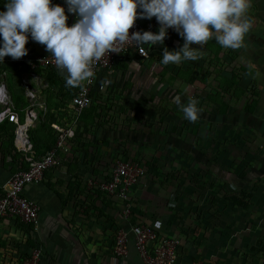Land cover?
Segmentation results:
<instances>
[{"label": "crops", "instance_id": "obj_1", "mask_svg": "<svg viewBox=\"0 0 264 264\" xmlns=\"http://www.w3.org/2000/svg\"><path fill=\"white\" fill-rule=\"evenodd\" d=\"M52 3L65 8L66 22L71 26L76 17L67 11L65 0ZM4 10L0 5V11ZM248 15L254 23L246 35L247 50L224 49L211 39L203 47L201 59L165 66L161 64L163 46L148 49L145 45L146 58L131 52L118 59L111 72H98L91 104L82 111L80 125L74 127L78 133L70 140V151L60 154V164L46 170L40 183L24 189L25 195L40 206L36 225L13 217L0 220V264H21L34 247L42 251L40 264H144L131 234L127 254L117 256L113 252L118 230L129 227L123 214L125 204L90 184L108 179L112 164L122 158L139 160L145 167L144 175L129 193L135 222L151 224L160 235L180 239L176 264H264V251L247 249L257 239L264 246V222L253 212L246 224L221 195L229 184V174L217 163L222 154L212 149V103L207 97L200 98L206 91L211 96L218 80L231 78L236 82L237 76L248 87L254 85L261 96L254 113L263 103L264 0H252ZM136 21L140 31L155 32L159 27L155 17ZM183 42L176 31L168 29L164 46L174 50ZM25 47L26 56H5L0 63V83L5 85L20 119L28 104L25 91L35 92L40 121L29 128L28 134H33L35 146L42 152L54 143L56 131L51 124L63 126L71 121V104L60 74L53 77L42 68L24 79L28 60L47 52L30 35ZM249 65L256 66L253 75H245ZM214 66H220V70ZM230 66L236 68L235 74L229 73ZM256 70L260 76L253 78ZM190 78L193 82H186ZM105 79L111 83L101 87ZM175 95L184 103L188 97L199 101L202 115L195 123L183 118L172 100ZM237 102L219 125L225 124L231 112L242 111L237 106L242 100ZM48 111L56 118L50 124L42 121ZM9 141L0 136V193L22 162ZM33 150L38 155L34 146ZM183 175H198L204 181L213 178L216 184L200 188L191 179L183 181Z\"/></svg>", "mask_w": 264, "mask_h": 264}, {"label": "clouds", "instance_id": "obj_2", "mask_svg": "<svg viewBox=\"0 0 264 264\" xmlns=\"http://www.w3.org/2000/svg\"><path fill=\"white\" fill-rule=\"evenodd\" d=\"M67 11L75 14L69 26L65 8L52 0H6L0 11V63L5 56L20 59L28 54L25 47L29 35L44 45L54 57L58 73L66 88L91 85L96 80L94 62L106 53L116 52L114 46L131 42L144 55V45L163 46L162 65H178L203 57L206 43L215 41L224 49H248L246 35L254 21L248 15L252 0H65ZM139 9V11H138ZM155 17L157 31H133L136 19ZM183 38L178 49L164 46L168 29ZM198 47H192V45ZM255 65H249L245 75H253ZM260 73L255 71L253 78ZM111 83L101 80V87ZM183 118L195 123L202 115L196 98L172 97Z\"/></svg>", "mask_w": 264, "mask_h": 264}, {"label": "built area", "instance_id": "obj_3", "mask_svg": "<svg viewBox=\"0 0 264 264\" xmlns=\"http://www.w3.org/2000/svg\"><path fill=\"white\" fill-rule=\"evenodd\" d=\"M141 25L135 21L129 34L133 31H140ZM117 53H106L98 62H94L95 75L100 71L111 72L118 59L128 56L131 52L146 58L131 42L121 45L117 42L114 45ZM28 70L24 76H34L35 71L42 68H55L54 57L51 53H38L28 60ZM94 84V83H93ZM85 83L77 87L70 97L72 119L68 124H51L56 131V140L53 146L44 154L36 155L29 139L28 130L35 123L40 121L38 114L37 96L35 92L26 90L25 95L28 104L24 110L23 118L15 111L13 102L7 94L5 85L0 83V124L8 121L15 124L13 144L22 157V165L14 171L6 182V188L0 194V220L3 218H18L27 225H36L39 204L28 198L24 189L29 184H38L42 181L44 172L49 168L56 167L61 162V153L70 151V140L75 135L74 127L80 125L82 111L91 104L92 86ZM145 173V167L139 160L122 158L112 164L109 177L100 182L90 183L108 195L115 196L125 204L123 214L127 220L128 229L118 230L113 252L117 256H125L128 251L129 234L133 237V245L144 264H176L178 260V247L180 239L162 236L157 229L148 223L135 222L131 213L129 193ZM42 251L39 247L32 248L29 256L21 264H40ZM189 264H202L200 261H192Z\"/></svg>", "mask_w": 264, "mask_h": 264}, {"label": "rangeland", "instance_id": "obj_4", "mask_svg": "<svg viewBox=\"0 0 264 264\" xmlns=\"http://www.w3.org/2000/svg\"><path fill=\"white\" fill-rule=\"evenodd\" d=\"M237 103L240 104L241 100ZM237 106L240 108L239 105ZM256 110L255 113L251 114V117H249L250 114L235 110L225 118L224 125H219L217 122H214L215 127L212 132V138L214 140L212 143V149L214 148L213 153L218 152L222 154V159H218L219 162L217 163L221 165L223 169L226 167L225 170L229 174V176H227L229 184L223 187L222 190L224 194H226V192H231L229 190L231 188L237 189L239 185H246L249 183L250 188L251 186H255V193L252 198L253 206L249 208V211L242 214V211L236 208L238 214L244 217L248 225V219L254 213L264 222V206H262V202L264 203V126L261 125V123L264 122V100L261 106ZM259 114L261 115L260 117H258ZM186 132L187 129L184 133ZM258 150L262 152H257ZM216 165L217 164L214 163L213 167H216ZM244 170H248V173L241 179L239 174ZM181 178L183 181H185V179H191L194 181L193 184H196L200 188L214 187L216 184L213 178H207V180L204 181L202 178L198 177V175L192 178L183 175ZM224 194H221L222 197ZM210 197L211 196L208 198ZM230 209L232 208L230 207Z\"/></svg>", "mask_w": 264, "mask_h": 264}, {"label": "trees", "instance_id": "obj_5", "mask_svg": "<svg viewBox=\"0 0 264 264\" xmlns=\"http://www.w3.org/2000/svg\"><path fill=\"white\" fill-rule=\"evenodd\" d=\"M6 0H0V5H4ZM215 65V64H213ZM218 67V68H216ZM215 69L220 70V66H214ZM45 70H49L50 73H52L53 77H56L59 73L57 69L55 68H44ZM216 71V70H215ZM236 68H231L230 66V74H235ZM194 78V77H193ZM193 78H190L186 80L188 83L193 82ZM238 77L236 76V82L231 81V78H227L225 81H217L216 86L213 87V91L210 93L211 96H209L207 91L205 92V95H203L202 99L207 97L211 104V111L210 113L214 116V122H221L222 117L227 113V111L230 110L231 105L235 101L242 100V104L240 106V109L247 114L254 113V109L257 107V105L260 103L261 96L258 94L257 91H254V85L247 86L246 82L243 83L240 80H237ZM51 79L50 81H52ZM251 87V88H250ZM77 88H67L66 94L68 95V99L70 100V97L72 94L75 93ZM254 91V92H253ZM248 93V94H246ZM92 96V93H91ZM226 99V100H225ZM56 118L54 117V114L51 112L44 113L43 122L51 123L52 121H55ZM45 124V123H44ZM14 130H15V124L8 122L7 120L2 122L0 124V136L7 138L10 140L11 149L16 151L13 144V137H14ZM75 133H78L76 130ZM29 139L32 140L34 143V149L38 150V146H35V141L33 139V134H29ZM56 140V135L54 137V142ZM54 144V143H53ZM53 145L49 143L45 151L40 152L38 150V155H42L46 153ZM257 152H262L261 150H258ZM18 153V152H17ZM20 154V153H19ZM21 155V154H20ZM217 157V156H216ZM215 157V159H217ZM22 159V157H21ZM215 161V160H214ZM23 162H21L22 165ZM248 164V163H247ZM248 170H244L240 172L239 177L243 179L245 175H247ZM249 183L246 185H239L237 189H229L231 192H226V194L223 195L224 199L233 207L237 208L240 211L247 213L249 211V208L252 205V198L255 193V186L249 187ZM228 186V185H227ZM2 194V193H0ZM250 250H257L258 252L262 253L264 251L263 242L261 239H257L252 246L249 247Z\"/></svg>", "mask_w": 264, "mask_h": 264}]
</instances>
